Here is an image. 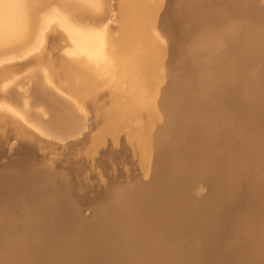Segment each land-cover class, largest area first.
Returning <instances> with one entry per match:
<instances>
[{"label":"bare ground","instance_id":"6f19581e","mask_svg":"<svg viewBox=\"0 0 264 264\" xmlns=\"http://www.w3.org/2000/svg\"><path fill=\"white\" fill-rule=\"evenodd\" d=\"M116 1H118V0H116ZM119 1H121V0H119ZM128 1H130L129 3H131V6L129 8L125 7L126 5L127 6L130 5L127 3ZM159 1H161L163 3V0H159ZM110 2L113 3L111 0H110ZM124 2H125V0L123 1V4H124ZM127 2H126V5H124V7L126 9L128 8V10H126V11H128L129 17L128 16L127 17L130 18V22H133L135 30L131 31L132 30L131 29L130 32H133V33H129L130 35H128V33L127 34L124 33V35L126 37L123 40H121L120 42H119V40L117 41L118 43H116V44H119V46L122 45V48L124 49V50H121L122 48L116 47L115 44L109 39L111 29H112V27L110 28L111 25L108 23L109 28L105 27V26H107L106 25L107 20L111 18L110 17L111 16L110 15L111 9H109V6L111 7V5H108L109 2H107V0H0V62L4 61V60H10V61L12 60V62H13V60H15L14 61L15 63L7 62V63H11L8 65L0 64V82H2L1 83L2 85L0 84V92H1L0 94L3 95L7 100L11 99L17 105V107L15 104H14L15 106H12L13 105L12 102L8 105L9 100L7 101L4 99L3 101H4V103H5V101L7 102V103H5V105L7 104L6 108L9 111H7L6 108L5 109L3 108L4 109L3 113L6 110V113H8V114L10 113L9 116L12 115L11 117H13V115H15V116L17 115L16 117L17 118L19 117L18 119L14 118L17 121L14 119L10 120L13 122H11L12 124L11 123H8V124L9 125L11 124L12 127L9 126L8 124H6L7 120L12 119V118L11 117L5 118L6 123H5V121H3V122L6 124V126L8 125L14 131V129H16L19 126L18 125L15 128V126H16L15 125L13 127L14 121H15V124H17L16 122H18V120H20L18 122L20 124V126L18 128H21L22 124L25 125V123H20V122L24 121L29 126L32 125V126H30L31 128L28 125H25V126H28L29 129H32V127H33V128H35V131L39 130L42 133V135H41V133H39V135H41L42 137L46 136L43 134H50L51 133V132H49L50 131L49 127H50V125H53L55 123H58V125H60L64 130H67V132H69V134H72L74 136L83 134L84 133L83 130H85V128H87L89 126L88 119L85 117L86 114H85L84 110L81 109L83 106L81 105L82 106L81 107L80 105H76L78 103L75 104L76 101H74V99L70 98L71 96H69L68 93H67V96L66 95L64 96V94H65L64 90L65 89L62 87L63 85H61V86L55 85V83H54L55 79H54V82H51L50 79H52V77L48 78V74L46 72H45L46 74L41 73L44 71H41L40 72L41 74L38 72L39 73V77L37 79L38 81L36 80L37 86L35 85L33 87V88H36L35 90L38 92L39 95H41V97L44 99L45 104L47 105V108L42 110L40 113L38 111H40L41 110L40 108H43V107H40L39 108L40 110L37 109L38 111L36 113L31 112V108H30L31 102L29 100L30 99L29 93L31 90V85L26 86V85H29L31 83L30 82L31 79L27 80L28 84H27V82H25L26 85L25 86L23 85L24 87H22L21 84H18L17 82L15 83V81H16L15 79H18L21 75H24V76L27 75L25 73L24 74L20 73L21 75L19 76V74H18L19 72L17 73L19 77L17 75H15L16 74L15 73V68H16L15 66L17 64L19 65L18 62H20L22 59L18 62H16V61L20 58L27 57V56L29 58L30 57L34 58V60H35V58H36V60H40V58L42 59V57L44 58L45 56L49 55V53L51 52V49L48 50V46H49V40L51 38L50 36H52L50 34L53 33L54 30L58 31V28L63 27V30L67 32V36L64 35V33L62 35V33H61L62 31L59 32V33H61L60 34V40H61V38L64 40V37H65L66 42L70 41L71 39L75 40L74 50L76 52L73 55H66V59H65L66 64L71 68L73 73H75V77L77 75L78 79H79V76L81 79V76L83 77V75H88L90 78H88L87 82H89L91 79V80H94L92 83L95 84V81H96V83H97L96 85H94V84H93L94 86L92 84L91 85L94 87V90L97 89L98 92H99V89H100V92H102V90H101L102 87L99 89H98V87L104 86V85L106 86V84H107L106 82L109 80L111 82L113 81L112 83L114 84L113 85L114 87L111 84H109V82H108L107 86L110 87V85H111L112 89L113 88L116 89L115 91L117 92V93L116 92L114 93L113 92L114 90H112L113 94L112 95L110 94V96H111L110 98H112L114 94H116V95L112 98L111 102H109V103L104 98L106 96V94H105V96L103 95V98H102V99H105L106 102L108 103L104 108L105 115H107L109 118H110L109 115H113V114L114 115L122 114V117H123V115H126V116H129L130 118L137 116L134 119H137L138 117L140 119L141 116H144V117H146L145 118L146 122H149L148 119H150V121H151L150 125L153 124L151 126V128L149 129V127H148L150 125L146 124L147 127L142 125L143 127L141 126L140 132H141V134L145 135L144 136L145 139L147 138L146 139L147 144L144 143V144L148 145V147L145 145L146 146L145 152H147L146 153L147 156L150 155L144 161H146V162L152 161V163H153L152 165L154 166L152 169L153 171L150 174H148V175L145 174L151 180H150V182H147L146 184L141 186L142 187L141 195H140L141 191H139V187H137L138 190H135V191H139V193L135 192V193L140 195L139 197L136 196L137 198L135 197V199H134V197L131 196V197H133L134 200H131V202L129 201V203H126L125 202V199H126L125 196L127 194H125V192L124 193L118 192L119 194H117V191H116V194H114V196H113L112 204L111 205L109 204L110 206L101 207V208H98V206H97V208L95 209V213L93 215L96 217L95 219H97L95 224L93 223L94 220L92 221L89 218L85 219V218L76 217V216H75L76 219L71 222L72 223L71 225L69 224L70 222L69 223L66 222L68 224L60 223L61 219H63V216L65 214H67L68 212L72 214V212L75 211L73 209V206H72L73 205L72 201H70V198H68V196H67L68 192H67V194H65L66 192L64 191L65 193H63V194H56V195L54 194L52 197H48L49 195L43 196L42 193L33 192V190H32L33 193L31 192L32 195H31V193L29 194V195H31L30 200L29 201L28 200L27 201L20 200L21 204H20V208H18V209H21V208L24 209V211H25V213H24L25 218L24 219H26V220L23 219V222H21L20 220L22 219V217H20L21 218L20 219L17 216V218L20 219L19 222H21V223H14V221L16 219L13 221V215L11 214V211H10L11 207L9 210H7L8 208H6V206L7 207L9 206L7 204H9L8 200H10V198H11V196H9L8 193H10V192L13 193L16 188L21 186V185L18 186L19 183H17V181L15 180V179H18L19 177H17V175H8V174L7 175L4 174V176L1 175V178H0V195H2V197L0 198V264H13V263H17V264H44L48 260H53V258L50 259L47 257L48 255L50 256V254H51V253H49V252H51L50 249L53 250L54 248L61 247V249L64 248L67 250L69 247H72L73 245L81 248L83 253L85 254V256L88 258V260L90 262L91 259H93V260L94 259L96 260V258L100 259L101 253L104 254L103 256H105L106 255L105 252L109 253L113 250L115 252L114 248L118 244L122 245V243H124V245H125V244H128V242H132V241L140 242V243H138V242H136V243L139 244V247L142 245L141 247L143 248V250H141V251H144L146 249L147 253H148V255L145 254L146 256L142 259L143 256L139 253L140 251L137 249L139 251L138 252L139 255H141V256L138 255L137 258L141 257V261H138L136 258V260L138 261V262L136 261V264H157V263L161 264L160 263L161 260L160 261L155 260V261H157V262H155L154 259L150 258V257H152V256H150L151 255L150 251H151V248L154 247V246L152 247V245H154L155 243L152 241L150 236H149V238L151 239V241L153 243L150 241H149V243H146V242H148V239H149V238L147 239V236L150 233L156 234L157 237H160L157 234H162V236L165 233L169 234L168 230H170L169 228L171 226L175 225L176 227H178L179 225L177 226V224L181 223V222H179V219L177 220V219L172 218V217H175L174 216L175 214H177V213L180 214V212H181L182 217L183 216L188 217L189 215L196 213L199 210H198V208L196 209L195 207L196 206L198 207V205L201 207V203L207 197L206 195L198 196V192L203 189L202 187H201L202 189L199 188V191H198V189L193 188L194 190L191 192L192 193L191 196H190L191 193H189V195H188V193L186 192L185 195L176 196V198L169 199V200H173L174 203L171 205H168L169 203H171V201L169 203H166V201L168 200V198H166V196L168 197V194H167L168 192L165 193L166 195L162 194L163 196L162 195L157 196L154 193L153 189L161 187V186L163 187L164 186L163 184H165L166 181H169L168 180L169 178H173V177L175 178L176 177L175 179H178V180L180 179L181 182L184 184V187H186L184 189H188V190H184V189H182V190L188 191V192H190L189 188H191L193 186V183L198 182V180L195 181V178L197 176L193 179L194 181L189 179L191 176L189 175L188 170H192V167L189 166V169H188V167H186L182 163V159L185 156L184 154L186 153L185 152L186 147L184 148V146L182 145L183 144L182 141L184 138L178 139L177 135L174 134L176 129L180 128V126L182 127V129L185 127L184 128L185 130L187 129L188 131L189 130L191 131L190 132L191 135L190 134H188L189 136L187 135L191 140H193L194 138H201V137H203V138L207 137L208 138V139H202L201 138V140L198 139V141L194 139L195 142L197 141V143H196L197 146H194L192 148V150H191L192 152L197 151V150H201L202 148L200 149L198 147H203L204 145H206L209 142V136L213 135L212 136L213 139L210 137L213 140L212 143H214L216 146L222 145L223 149L227 152V155H225V158L228 160L227 162L238 161V164H239V167H238V169L240 168L239 170L233 168L234 167L233 166L227 172L220 173V171L218 170L219 169L218 165H219L220 159L215 158V156H214L215 159L212 162V165H210V168L209 167L206 168L205 169L206 171L203 170V173L200 172L198 174L199 177H197V179L206 180L210 186H214V185H217L218 183H222L221 181L223 179L225 180V178H226L225 176H227V174H232V173L235 174V172L238 170V172H242V174L244 173V174L249 175L250 180H251V176H252V178L253 177L256 178V179L255 178L253 179L254 181L253 180L250 181L251 183H249V184H247L248 183L247 181H245L247 183H245V182L244 183L246 184L249 192L254 191L258 197L253 195L256 198L253 199L249 196L250 198H248L246 200H240V198L238 199L237 196L234 198L235 192L237 191L238 188L240 189L241 184L239 186L238 184H235V179H230V181L232 182L231 185H234V186H231L228 183V186L229 185L230 186L228 188L226 187V189L223 188L225 190V191H223V193H221L220 195L218 193L219 196H216V197L213 196L212 206H210V207H212V209L207 211L206 213H202L204 210L201 212L202 209H200V212L202 214H200V216H198L199 218L196 217L197 220L196 219L195 220L198 223L201 220L203 221L206 217H208L207 214L210 212H212V213L216 212L217 216L214 217V219L212 221L210 220V222L206 225H205V223H207V222H205V223L203 222L205 226L204 227L200 226V227H202L201 229L199 228L200 230L194 229L191 231L190 236L194 239V245L191 246V244H190L188 247V246H186L187 244H185V242H184L185 246H183V247L180 246V248H178V250H176L177 251L176 253H178V255L183 253L184 251H188L187 253H190V255L186 254L184 252L183 255L186 254L187 257H185L183 259H179V260L178 259L174 260V264H192V263L193 264H234L235 263L234 262V256H231V255H230L231 257L224 256V255H226V253L228 251H226V253L223 254L222 249H221V245H222V243H224L223 241L225 239L227 240V237H229V236H233L232 238H235L237 240L235 243H231V244L238 245L237 244V242H238L239 245L240 244L242 245V248H243V246L246 248L245 250H247V248L249 250L251 249L250 251L252 253H253L252 250H254V252H255V250L263 252V250H262L263 248L261 250H259V249L262 247V245L264 246V156L260 153V152H263V150H264V0H220V1H217V0L216 1L215 0H183V5H180L181 6L180 9H178V13H177L178 19L171 22V23L170 22H168V23H170V25L173 27L179 26L180 24L181 25L184 24L185 25L184 29H182L179 32L175 31V33H173V35L172 34L169 35L171 37L167 40H166V38H164L163 35H161L162 31L161 32L159 31L160 32L159 33L158 30L153 29L152 24L155 23L154 26H156L157 25L156 22H153L154 20H152L149 23L150 20L148 19V16H150L151 14H153V17H154V13H152V12L159 11L158 10V9H160V8H158L159 2H157L155 0H127ZM217 2L220 3V7L213 8V5ZM172 3H174V2H172ZM157 4H158V6H157ZM117 5H119V4H117ZM176 5H177V3L174 6H176ZM172 6L170 8L173 9L174 7H172ZM120 7H119L120 12L121 11L123 12L124 9L121 10ZM156 7H157V9H156ZM162 7L163 6H161V10H163ZM178 8H179V6H178ZM172 12H173V10H172ZM174 12H175V10H174ZM120 14L118 13L119 16H121ZM118 15H117V17H119ZM125 15H127V13ZM125 15L123 13V15H122L123 18ZM112 16H114V15H112ZM151 16H150V18H151ZM154 18H152V19H154ZM162 18L164 19V16ZM162 18H161V20H162ZM167 18H169V16ZM170 18H172V17H170ZM157 19H159V18H157ZM157 19L155 18V20H157ZM53 20H56V22L51 23ZM165 21L167 22V20H165ZM171 21H172V19H171ZM118 22H119V20H118ZM122 22L119 24H122ZM126 22H128V21H126ZM158 23H160V21ZM168 23H167V25H168ZM128 24L130 25V23H128ZM102 25H104L105 28L101 30L99 27ZM131 25H132V23H131ZM124 26H123V28H124ZM120 28L122 29V27H120ZM154 28L157 29V27H154ZM158 28H160V27H158ZM127 29H128V27H127ZM57 31H55L54 33H56ZM59 31H60V29H59ZM127 31H129V29ZM127 31H123V32H127ZM177 31H178V28H177ZM120 33H122V32H120ZM165 34H167V33H165ZM104 35H105L106 42L101 41V37H103ZM56 36H57V34H56ZM123 37H120V38H123ZM110 41H111V43H110ZM57 45L59 47V44H57ZM112 45L115 48H118L119 50H121V52H125V53H123L124 55L120 54V57H119V54L116 53V55L118 54L119 58L118 57L113 58V56H115V55H112V57H110L109 53H111V50L113 49L111 47ZM53 49L55 51V49L57 50L58 48L56 46V48L54 47V48H52V50ZM118 49H116V50H118ZM101 50H104V53L107 55L105 57H102V59H98V61H97V59H94L93 57H90L89 55H83L80 53V52H85V53H88L91 55V53L95 54L97 51H101ZM173 51H178L177 55H181V57L183 55H185V57H187V59L182 57V58H184V62L182 61L181 65L179 63L172 64L170 62V60L172 59L171 57H172ZM59 53L57 55H59ZM111 54H113V53H111ZM52 55H55V54H52ZM101 55H102V53H101ZM142 56L143 57L148 56V57H150L149 58L150 60L145 62L146 59L144 60V58H145L144 57L143 58L144 63L141 64L143 61H141L139 63V60L142 59L141 58ZM174 56L176 57V53ZM61 58H63V57H61ZM116 58H118V59H116ZM120 59L123 62V67H124L123 70L125 71V73L126 74L129 73L131 75V78L133 79V81H135V83H134L135 88L131 85L134 89H132L131 86H128L126 88H124V86H123V88H124L123 90L122 89L120 90V88H119V86H121V84H123V83H120L117 80V78H118V76H120L119 73H120L122 68L120 67L118 69H113V67H114V63L115 64L119 63ZM31 60H33V59H31ZM44 60L45 59H42L43 63H44ZM47 60H48V58H47ZM52 60H55V59H52ZM24 61H25V59H24ZM49 61H51V60H48V62ZM94 62H97L98 65H94L93 64ZM188 62L194 63V65H193L194 67L192 69H190L191 67L190 68L187 67ZM52 63H53V61L51 62V67H53ZM24 64H25V62H24ZM28 64H29V62H28ZM45 64H46V61H45ZM59 64L57 61V65H59ZM20 65H21V62H20ZM57 65H56V68H57ZM121 65H122V63H121ZM165 66H167V68L169 66L168 71L165 70L166 75L165 74L163 75V76H165L164 77L165 79L159 80V76L157 79V75H156L157 72L160 73L161 70L165 69ZM13 67H15V68L13 69ZM26 67H27V64H26ZM28 67H30V66L28 65ZM59 67H58V69H59ZM22 68H24V67H22ZM22 68H20L21 71H23V72H25V70L28 71L27 69L22 70ZM53 68H55V67H53ZM161 68H163V69H161ZM184 68L185 69L188 68L186 71H189V72L185 76H182V78H181V75H182ZM28 69L33 70L35 68L32 67V68H28ZM43 69H45V68H43ZM58 69H55L54 71H57ZM157 69L158 70L160 69V70L158 71ZM31 70H30V72H31ZM39 70H41V69H39ZM143 70H145V73H146L144 76H142L144 78L143 80H147L149 82L150 80H152L156 77V79L158 81L156 79H154V80H156V84L154 86L152 85V84H154L152 82L153 81L152 80V81H150V84L146 82L147 86L137 87L138 82H136V81H138L139 77L141 76L140 74H141V72H143ZM45 71H47V70H45ZM35 72H34V74H35ZM27 73H28V75H30L29 72H27ZM53 73L55 74L58 72H53ZM65 74H66V72H65ZM57 75H59V74H57ZM160 75H162V74H160ZM13 76H15V77L17 76V78L13 79L14 78ZM53 76L55 77V75H53ZM132 76L133 77L135 76L134 78H137L138 76L139 77L137 79H134ZM163 76H162V78H163ZM11 78L13 79V81H10ZM131 78L129 77L130 80H131ZM21 79H22V77H21ZM23 79H26V77H23ZM67 79H68V77H67ZM67 79H65V80H67ZM8 81L10 83L9 84L10 87L8 86V83H7ZM59 81H60V79H59ZM59 81H57V82L59 83ZM77 81H79V83L82 82L80 80H77ZM142 81H140V82H142ZM151 82H152V84H151ZM11 83H12V85H13V83H15V84L11 87ZM65 84H67V83H65ZM102 84H104V85H102ZM139 84H141V83H139ZM73 85L77 86L79 84L74 83ZM82 85H84V84H82ZM91 85L90 86L88 85L87 88H89V87L93 88ZM150 85H152L153 87ZM205 85H207V87ZM105 86H104V88H105ZM203 86H205L206 89H203V88H205ZM129 87H131V89H129ZM136 87L140 88V89H136ZM104 88H102V89H104ZM62 90H63V92H62ZM87 90H89V89H87ZM82 92L83 91H81V93ZM92 92L93 91H91V93ZM103 92H105V91H103ZM118 93H121V95H123V96L125 93V99L121 98V97H123L121 95L119 97V95H117ZM88 94H89V92H88ZM82 95L84 97V93H82ZM90 95H92V94H90ZM90 95H88V98ZM94 99H96V98H94ZM101 101L103 102V100H101ZM102 102H101V104H104V102L103 103ZM1 103H2V101H0V105H1ZM4 103H2V104L4 105ZM97 103L100 106L98 101L96 102V104ZM93 104L95 105V102ZM75 105L80 106V107L76 108ZM127 105H129L131 107L126 109L125 106H127ZM32 107H35V106L32 105ZM95 107H96V105H95ZM0 108H1V106H0ZM87 109H88V107L86 108V110ZM154 109L156 110V112L160 113L158 118L160 117V115H162V118L161 117L159 118L160 120L158 121V123H157V119H156L157 125L152 120L154 115H155L152 112V110H154ZM0 110H1L0 112L2 113V109H0ZM97 110H100V109L97 108ZM46 111L49 112V114L47 113L48 115L46 114ZM101 111H102V109L100 110V112ZM222 111H224V112H222ZM6 113H4L5 115L4 114L3 115L5 117L6 116L8 117V114L6 115ZM91 113H93V112H91ZM101 113H99V114H101ZM51 114H53V115H51ZM95 114H97V111L95 112ZM3 115H2V117H3ZM108 117H105V119ZM115 117L117 118V116H115ZM130 118H129V120H130L129 123L131 125V119ZM195 118H197L196 121L193 120ZM2 119L4 120V117ZM134 119H132V120H134ZM190 119H192L195 122H192ZM116 120H115V122H116ZM141 120H139V122ZM187 120H188V122L190 121L191 124H193L192 127H190V125L188 127V125L185 124ZM105 121L103 122V124L105 123ZM120 121H121V119H120ZM3 122L1 121L2 124H3ZM48 122H50L49 123L50 125H48ZM183 122H184V124L181 125ZM133 123H134V121H133ZM141 123L143 124L142 121H141ZM141 123H140V125H141ZM179 123H181V124H179ZM246 123H250L249 129L245 131V132H247L246 133L247 135L245 134V132H241L242 135H239L238 134L239 133L238 132L239 127L246 124ZM42 124H44V125L42 126ZM113 124H115V123H113ZM107 125H109V124H107ZM110 125H112V124H110ZM196 125H198L199 128ZM219 125H222V127H220ZM0 126H1L0 130H2V131L6 127L5 125H4L5 127L2 125H0ZM25 126H22V128L24 127L23 129H25ZM194 127L197 129H195ZM18 128L15 131H18V133H19L20 130H18ZM188 128H190V129H188ZM191 128H193V129H191ZM7 129L8 128H6V130ZM116 129H117V127H116ZM134 129L139 130V128L137 129V127ZM33 130L34 129H32V131ZM35 131H33V132H35ZM130 131H131V129H130ZM144 131H146L147 133ZM4 132H6V131L4 130L2 133H4ZM116 132H117V130H116ZM124 132L125 131H123V134H124ZM2 133H0V135ZM26 133L28 134L27 131H26ZM108 133H110V132H108ZM133 133L135 134V131ZM24 134H25V132H24ZM120 134L123 135L121 132H120ZM126 134H128V133H126ZM130 134H132V131ZM184 134H185L184 135L185 138H188V137H186L187 131ZM236 134L238 136L235 137ZM25 136H26V134H25ZM53 136L56 138V135H53ZM137 136L139 137V135H137ZM184 136H181V138ZM61 137H62V135H61ZM117 137L118 136H116V138ZM175 137L178 139V141L181 142V143L179 142L181 145L178 143L177 146L176 145L171 146L170 143H171V141H174ZM192 137H194V138L192 139ZM7 138H8V136H7ZM24 138H28V136L24 137ZM49 138H50V135H49ZM58 138H60V137H58ZM130 138L131 137H129V139H128V136H127L128 141L125 140L126 141L125 143L130 142V140H131ZM132 138H133V136H132ZM247 138H249V139H247ZM123 139H126V138H123ZM135 139H137V138H135ZM0 140H2V139H0ZM4 140H6V139H4ZM115 140H118V139H115ZM135 141L136 140H134V144L136 142H139V144L143 143L142 139L140 140L142 143H140V141H138V140L136 142ZM185 141L186 140L184 139V142ZM194 141H192V142L195 143ZM119 142L120 141L118 140V143ZM131 142H132V140H131ZM192 142H191V144H193ZM129 144H131V145L129 146ZM129 144H124V145H126V146L128 145V148L132 147V149L134 151L131 152V149H130V153L134 154V152H135L134 147H136V144L134 145L133 142L129 143ZM132 144H133V146H132ZM179 145L182 148L178 147ZM52 146H53V144H52ZM191 146H193V145H191ZM222 146H220V149L222 148ZM138 147H141V146H138ZM173 147H175V148H173ZM196 148H198V149H196ZM0 150L3 151L2 149H0ZM124 150L125 149L123 148L122 149L123 154H124ZM127 150L128 149L126 148V151ZM138 150L136 149V152ZM140 150H142V148ZM144 150H145V148H144ZM200 152L197 151L198 154ZM238 152L243 153V155L240 154V155H242V157L238 158L240 155L237 157V155L239 154ZM148 153H150V154H148ZM203 153L204 152L200 153V155L198 157L202 158L205 155V153L204 154ZM259 153H260V156H262V157L257 156ZM128 154H129V152H128ZM206 154H210L211 156L213 155L212 152H208ZM123 157H122V159L125 158V157L124 158ZM130 157L131 156H129V159H130ZM133 157H134V155H133ZM198 157H197V159H198ZM257 157H260V158H257ZM149 158L151 159V161ZM134 159H135V157H134ZM194 159L195 158H191V160H194ZM43 160H45V159H43ZM67 161L68 160H66V162ZM202 161L203 160L201 159L198 162L201 164V163H203ZM193 163H195V162H193ZM196 163H197V161H196ZM196 163L194 164L195 166L192 164L194 166L193 168H195L197 165H199L198 163L197 164ZM224 163L225 162H223V166H224ZM68 165H70V164H68ZM74 165L77 167L78 164H74ZM230 165L231 164H229V166ZM72 167H73V165H72ZM78 167H79V165H78ZM221 167H220V169H221ZM250 167H252V168L254 167V169L251 170ZM165 168H169V169H167L169 171V175H163V173H161V171H164L163 169H165ZM57 169H58V167H57ZM107 169H109V168H107ZM80 170H82V169H80ZM80 170H78V171H80ZM223 171H225V170H223ZM14 173H16V172H14ZM165 173H166V171H165ZM19 175H21V173ZM75 176H77V175H75ZM95 176H94V178H95ZM188 176H190V177L188 178ZM24 177H26V176H24ZM38 177H40V176H38ZM228 177H229V175H228ZM142 178H143V176H142ZM146 178L147 177H145V179ZM229 178H231V177H229ZM133 179H134V177H133ZM248 179L249 178H247V180ZM22 180L27 181V178L26 179L24 178ZM92 180H93V178H92ZM236 180L238 181V179H236ZM135 181H136V179H135ZM226 181H228V179H226ZM20 182H22V181H20ZM81 182L82 181H80L79 183H81ZM87 182H88V180H87ZM181 182L179 184H181ZM238 182H236V183H238ZM27 183L28 182H26L25 187H27ZM84 183H85V180H84ZM208 183H206V184H208ZM244 183H243V186H245ZM23 184H25V182H23ZM136 184H137V182H136ZM200 184H198V185L200 186ZM49 185H51V184H49ZM59 185H61V184H59ZM224 185H225V183H224ZM77 186L78 185H76V187ZM133 186L134 185H132L131 187L128 186L129 187L128 192L131 191L130 188H135V186L134 187ZM136 186H138V185H136ZM60 187H62V186H60ZM60 187H58V188H60ZM81 187L82 186L80 185V188ZM88 188H89V186H88ZM180 188H181V186H180ZM18 190H21V189L19 188ZM50 190H53V188ZM219 190H221V189H219ZM6 191H8V193H6ZM56 191H58V190L56 189ZM60 191H61V189H60ZM79 191H80V189H79ZM244 191H246V190H244ZM25 192H26V190H25ZM29 192H30V190H29ZM165 192H166V190H165ZM169 192L172 193L171 191H169ZM241 192H242V190H241ZM50 193H52V192H50ZM251 193L252 192H250V194ZM14 194H15V192H14ZM17 194L18 193H16V195ZM46 194L47 193H45L44 195H46ZM129 194L130 193H128V195ZM177 194H179V193H177ZM187 195L190 196L189 200H190V198H192V196H193V199L194 198L195 199L194 200L191 199V200H193L191 202V201L187 200ZM21 197H22V195H21ZM128 197H130V195ZM162 197L166 198V200L163 199ZM25 199H26V196H25ZM27 199H29V197ZM129 200H130V198H129ZM163 200H165V201H163ZM15 201H16V199H15ZM222 201H224V202H222ZM225 201H228V204L226 203V206H222L223 204H221V203H225ZM105 204H103V205H105ZM204 204L206 205V203H204ZM245 204L248 205V207H247L248 209L246 208ZM243 205L245 206L244 210H246L244 212L242 210L243 208H241V209L239 208V207H242ZM204 206H202V207H204ZM12 207H15V206L13 205ZM238 208H239V211H237ZM75 209H77V208L75 207ZM241 210H242V212H240ZM76 213H74V215ZM22 215H23V213H22ZM74 215H72V217ZM197 215H199V214H196V216ZM227 217H231L230 221H229L231 223V224H229L230 227L227 223V225L229 227L228 230L225 228V227H227V225L226 226L224 225L225 224L224 222H226L225 219ZM208 218H206V219L209 221ZM172 219H173V222H172ZM183 219H184V217H183ZM189 219L190 218L188 217V221H189ZM69 220H71V219H69ZM72 220H73V218H72ZM175 220H177L179 223L174 222ZM46 221L54 223L55 228L53 229L50 226L51 231L49 230L47 232H44L43 230L39 231L38 229H36V228H39L38 225L40 223L46 222ZM97 221H98V223H97ZM49 222H47V223H49ZM190 222H191V220H190ZM255 222H257L256 223L257 227L253 226L255 224ZM106 223L110 224L109 225L110 226V232L108 233V230L107 231L105 230L107 233L103 232V235H101L102 232H100L101 236L95 235L94 234L95 232H93V231L100 230V229H98V227H100V225H101V227H102V225L106 227V225H105ZM251 224H253V225H251ZM249 225L253 226V228L256 230L252 229V231H254V233L253 234L250 233L248 235V233L246 234L245 232H242L241 229H244L243 227L245 226V229L251 230L249 227L246 228ZM25 227H27L31 230V234L27 233V235H26L25 232L27 230L23 231L24 233H21L22 229ZM52 227H54V226L52 225ZM178 229H179V227H178ZM260 230H261V232L263 231L262 235L258 234V232ZM58 231H60V233ZM247 231L248 230H246V232ZM28 232H30V231L28 230ZM56 232L59 236L62 233L61 234L62 237L57 241H54L52 239L50 240L49 237L54 233L56 234ZM87 232H91L93 234L92 235H85L84 233H87ZM121 232H124V233H122V235H120L119 233H121ZM172 232H174V230ZM172 232H170V233L172 234ZM98 233H99V231H98ZM177 233H178V231H177ZM177 233L176 234L174 233L175 236L177 235ZM76 234H79V235L76 236ZM88 234H90V233H88ZM83 235L85 237H83ZM167 236L165 235L164 239ZM153 237H155V236H153ZM157 237H155V238H157ZM167 238H169V237H167ZM146 239H147V241H146ZM153 240H155V242H158L159 245L162 244L161 243L162 239H159V240L153 239ZM166 240H168V239H165L164 242H166ZM169 240H170V238H169ZM169 240L167 242L168 247H170L168 245V244H170ZM229 240H230V238H229ZM158 244L156 246H158ZM226 244L224 243V245H226ZM229 244H230V242H229ZM180 245H183V243ZM231 246L233 248V245H231ZM130 247L133 248V246L129 245V251L131 252L133 249L130 250ZM141 247H140V249H141ZM158 247H160V246H158ZM162 247H160V249H162ZM227 247H228V245L225 246V248H227ZM81 249H79V251ZM172 249L173 248H170V249L168 248L169 251H171ZM235 249H236V247H235ZM71 250L72 249H70L69 251H71ZM73 250H74V248H73ZM153 250L154 249H152V251ZM237 250H240V249H238V247H237ZM245 250H244V253H245ZM63 251H65V250H63ZM69 251H66V252H69ZM82 251H80L79 253H81ZM238 252H240V251H238ZM251 252H246V255L248 256V254ZM38 253H42V254L45 253L44 254L45 256H43L41 254L42 258L41 257L36 258V255H38ZM61 253L59 254V256L61 258L59 257L60 259L58 258L56 261V262H58V264H59V262L64 261L68 256L67 255L66 258L64 259V254L62 253V255H61ZM74 253H76V250ZM135 253H137V252H135ZM143 253H145V252H143ZM154 253H155V251H154ZM241 253L243 255V252H241ZM258 253H260V252H258ZM65 254H67V253H65ZM152 254H153V252H152ZM170 254H172V253L170 252ZM173 254H174V252H173ZM229 254L227 253V255H229ZM71 255H73V254H71ZM71 255L69 254V257ZM88 255H92V256L88 257ZM124 255L126 256V254H124ZM178 255H176L177 257H174V258H178ZM188 255L191 257H189ZM39 256H40V254H39ZM77 256L79 257V255H77ZM81 256L84 257L83 255H81ZM107 256H108V254H107ZM118 256H119V254H118ZM256 256H257V253L255 254V257ZM188 257H189V259L192 258L191 259L192 261L189 260ZM255 257L251 256V261L256 260ZM263 257H264V255H263ZM56 258H57V256H56ZM56 258H54V259L56 260ZM153 258H154V254H153ZM237 258H239L238 260L242 259L238 256H237ZM252 258H254V259H252ZM257 258H258V256H257ZM112 259L110 261H112ZM117 259H116V261H117ZM187 259L189 261H187ZM258 260L260 261V257L258 258ZM92 261H91V263H92ZM168 261H169V259H168ZM245 261H246V259L244 260L243 264L244 263L246 264ZM251 261L249 263L253 264V263H251ZM78 262L80 264V260H78ZM88 263L85 262V264H88ZM263 263H261V264H263ZM92 264H94V263H92ZM169 264H173V263L171 262Z\"/></svg>","mask_w":264,"mask_h":264},{"label":"rangeland","instance_id":"374dc122","mask_svg":"<svg viewBox=\"0 0 264 264\" xmlns=\"http://www.w3.org/2000/svg\"><path fill=\"white\" fill-rule=\"evenodd\" d=\"M113 3H111L110 2V0H107V2H109L108 3V5H111V7L109 6V9H111L110 10V19H108L107 20V22H106V25L107 26H105V27H108L109 26V24L111 25L110 26V28L112 27V29H111V33H110V36H109V39L115 44V46L116 47H118V48H122V45H120L119 46V44H116V43H118L117 41L119 40V42L121 41V40H123L126 36L124 35V33L125 34H127L128 33V35H130L129 33H133V32H130V30L131 31H134L135 30V27H134V25H133V22H130V18H128L129 17V13H128V11H126V10H128V8L131 6V3H129L130 1H128L127 2V0H125V2H124V4H123V1L124 0H121V1H116V0H111ZM155 1H157V2H159L158 4H159V6H158V4H157V6H158V8H160V9H158L159 11H156V12H152V13H154V17L157 19V18H159V19H157V20H155V18L153 17V14H151L150 16H151V18H150V16H148V19L150 20H148L149 21V23L152 21V20H154L153 22H156V24L158 25H156V26H154L155 25V23H153L152 24V26H153V29L154 30H158V32L160 31H162L161 32V35H163L164 36V38H166V40L167 39H169L171 36H169V35H173V33H175V31L176 32H179V31H181L182 29H184V24H180L179 26H176L177 28H178V31H177V28L176 27H173V26H171L170 25V23L171 22H173V21H175V20H177L178 19V15H177V13H178V9H180V5H183V0H163V3L161 2V1H159V0H155ZM166 1V2H165ZM171 1V2H170ZM176 1V2H175ZM216 1V0H215ZM217 1H220V0H217ZM126 2L128 3V4H130V5H126ZM162 4H161V3ZM172 2H174V3H172ZM115 3V4H114ZM177 3V5L176 6H174L175 4ZM117 4H121L120 6L119 5H117ZM167 4V5H166ZM171 4V5H170ZM124 5H126L125 7H128L127 9L124 7ZM173 5V6H172ZM121 8V10L122 9H124L123 10V12L121 11L120 12V10H119V7ZM161 6H163L162 7V9L163 10H161ZM174 7L173 9L172 8H170V7ZM178 6H179V8H178ZM217 7H220V3L219 2H217V3H215L214 5H213V8H217ZM166 8V9H165ZM176 8V9H175ZM117 9V10H116ZM156 9H157V7H156ZM170 9V10H169ZM161 10V11H160ZM167 10V11H166ZM172 10H173V12H172ZM174 10H175V12H174ZM119 11V12H118ZM125 11V12H124ZM116 12V13H115ZM158 12V13H157ZM168 12V13H167ZM170 12V13H169ZM118 13L122 16L123 15V13H124V15L127 13V15H125L124 16V18H123V16L121 17V16H119L118 15ZM156 13V14H155ZM166 14V15H165ZM112 15H114V16H112ZM116 15V16H115ZM117 15L119 16V17H117ZM158 15V16H157ZM169 16V18H167L168 16ZM128 16V17H127ZM164 16V19L162 18ZM175 16V17H174ZM114 17V18H113ZM127 19H126V18ZM170 17H172V18H170ZM152 18H154V19H152ZM161 18H162V20H161ZM122 19V20H121ZM125 19V20H124ZM171 19H172V21H171ZM118 20H119V22H118ZM124 20V21H123ZM165 20H167V22L165 21ZM123 21V22H122ZM126 21H128V22H126ZM160 21V23H158ZM56 22V20H53L51 23H55ZM122 22V24H119V23H121ZM168 22H170V23H168ZM109 23V24H108ZM124 23V24H123ZM128 23H130V25L128 24ZM131 23H132V25H131ZM167 23H168V25H167ZM118 24V25H117ZM128 24V25H127ZM126 27H125V26ZM164 25V26H163ZM114 26V27H113ZM123 26H124V28H123ZM104 27V25H102V26H100L99 28L102 30V29H104L105 28ZM120 27H122V29L120 28ZM127 27H128V29H129V31H127L128 29H127ZM133 27V28H132ZM154 27H157V29L156 28H154ZM158 27H160V28H158ZM162 27V28H161ZM169 27V28H168ZM171 27V28H170ZM109 28V27H108ZM126 28V29H125ZM168 28V29H167ZM59 29H60V31H59ZM161 29V30H160ZM120 30V31H119ZM172 30V31H171ZM55 31H57V30H54V32ZM62 31V32H61ZM123 31H127V32H123ZM51 33L50 35H52V36H50L51 38H50V40H49V46H48V50L49 49H51V52L49 53V55H47V56H45L44 58L42 57V59H45L44 60V63H43V61H42V59L40 58V60H36V58H35V60H34V58H32V57H30L31 59H33V60H31L28 56L27 57H23V58H20V59H18L16 62H18V61H20L21 59V65H20V62H18L19 63V65L17 64L15 67H13V69L15 68V75H17L18 76V74H19V76L21 75L20 73H22V74H27L28 75V73L27 72H29V74L30 75H21L18 79H15V78H17V76L15 77V76H13L14 78L13 79H15L14 81H15V83L17 82L18 84H21V86L22 87H24L25 85H26V83L25 82H27V84H28V81L27 80H30L31 79V83L29 84V85H26V86H30L31 85V90H30V95H29V97H30V108H31V112H33V113H36L38 110H40V111H38L39 113L42 111V110H44V109H46L47 108V105L45 104V102H44V99L41 97V95H39L38 94V92L35 90L36 88H33L35 85L37 86V79H38V77H39V73L41 72V71H44V72H41V73H47L48 74V78H51L52 77V79H50L51 80V82H54V79H55V85H63L62 87L65 89H63L65 92V94H64V96L66 95L67 96V93H68V95L69 96H71L70 98H72V99H74V101H76L75 102V104L76 103H78V104H76V105H82L81 107V109H83L84 110V112H85V117L88 119V123H89V126L87 127V128H85V130H83V134H81V135H72V134H69V132H67V130H64L60 125H58V123H55V124H53V125H50L49 123L50 122H48V125H50V131L49 132H51L50 134H43V135H46L45 137H42L41 135H42V133L39 131H35V128H33L32 127V129H34L33 131H35V132H33L32 131V129H29V127L30 126H32V125H28L26 122H24V121H22V122H20V123H25V125H28V126H25L24 124H22L21 125V128H18L19 126H20V124L18 123L20 120H18V122H16L17 124H15V121H14V123H13V127L15 126V128L17 127L18 128V130H20V132L18 133V131H15L16 129H14V131L11 129V122H13V121H10V120H13L14 118H17L15 115H13V117H11V116H9V114L8 113H6V110L7 111H9L6 107V105H5V103H7L6 101H5V103H4V99L5 100H7L3 95H1L0 94V101H2V103H4V105L1 103V108L0 109H2V113L0 112V120L4 117V120L2 119L1 121L3 122V121H5V123H6V120H5V118H9V117H11L12 119H8L7 120V123L6 124H8V123H11L9 126H11V127H9L8 125L6 126V124L3 122V124L1 123V121H0V125H2V126H4L5 127V129H3V131L5 130L6 132H4V133H2L3 131L2 130H0V133H2L1 135H0V139H2V140H0V149H2L3 151H1L0 153V178H1V175L2 176H4V174H8V175H17V177H19L18 179H15L16 181H17V183H19L18 184V186L19 185H21V186H19L18 188H16L15 190H14V192H15V194H14V192L13 193H8V191H6V193H8L9 194V196H11V198H10V200H8V202H9V204H7V205H9L8 207L6 206V208H8L7 210H9L10 209V207H11V209H10V211H11V214L13 215V221H14V223H21V222H23V219L25 218V211H24V209L23 208H21V209H18V208H20V200H23V201H29L30 200V198H31V195H32V193L33 192H39V193H42V195L43 196H47V195H49L48 197H52L54 194L56 195V194H63V193H65V194H67V192H68V194H67V196H68V198H70V201H72V206H73V209L77 212H72V214L71 213H67V214H65L64 216H63V219H61V221H60V223H62V224H68L69 222V224L71 225L72 223V221H74L75 219H76V217H82V218H89L90 220H94L93 221V223L95 224V222H96V220L97 219H95L96 217L95 216H93L94 215V213H95V209L97 208V206H98V208H101V207H108V206H110L111 204H112V201H113V196H114V194H116V191H117V194H119L118 192H120V193H124L125 192V194H127L128 195V193H130L129 195H130V197H128L127 195L125 196L126 197V199L128 200H126L125 199V202L126 203H129V201L131 202V200H134L135 199V197L136 196H140L141 195V193H142V187L141 186H143L144 184H146L147 182H150V180L151 179H149L148 178V174H150L153 170V163H152V161H151V159H150V161L151 162H146V161H144V160H146L147 158H148V156H150V155H148L147 156V152H145L146 151V146L148 147V145H146L147 143V138L145 139V135H143V134H141V132H140V128H141V126L143 125V126H145V127H147V125H150V119H148L149 120V122H146V120H145V118L146 117H144V116H141L140 117V119H139V117L137 118V119H134V118H136V117H129V116H126V115H123V117H122V114H120V115H109L110 116V118L107 116V115H105V112H104V108H105V106L109 103V102H111V100H112V98L116 95V94H114L113 95V97L112 98H110L111 96H110V94L112 95L113 94V92L115 93L116 91V89H112V86L114 85L110 80L109 81H107L106 83L108 84V82H109V84H111L110 85V87L109 86H107V84H106V86L104 85V84H102V85H104L105 86V88H104V86H100V87H98V89L99 88H104V89H102L101 88V90H102V92H100V89H99V92L97 91V89H95L94 90V85H96L97 83H96V81H95V84L94 83H92L94 80H91L90 79V81L89 82H87L88 81V78H90L88 75H83V77L81 76V79H80V76H79V79H78V76L76 75V77H75V73H73V71L71 70V68L66 64V62H65V59H66V55H73L76 51L74 50V42H75V40H73V39H71L70 41H67L66 42V40H65V37H64V40L61 38V40H60V34L62 33V35H63V33H64V35H66L67 36V32L66 31H64L63 30V27H60V28H58V31L56 32V33ZM59 32H61V33H59ZM119 32V33H118ZM120 32H122V33H120ZM159 32V33H160ZM165 33H167V34H165ZM55 34V35H54ZM56 34H57V36H56ZM120 34V35H119ZM119 36V37H118ZM124 36V37H123ZM162 36V37H163ZM166 36V37H165ZM55 37V38H54ZM118 39H117V38ZM120 37H123V38H120ZM57 38V39H56ZM113 38V39H112ZM115 38V39H114ZM54 39V40H53ZM67 39V38H66ZM53 40V41H52ZM57 40V41H56ZM60 40V41H59ZM101 41H105L106 42V40H105V35L103 36V37H101ZM111 41H110V43H111ZM60 42V43H59ZM54 43V44H53ZM56 43V44H55ZM112 43V44H113ZM57 44H59V47H58V45ZM52 45V46H51ZM109 45V44H108ZM111 45V44H110ZM56 46H57V48L59 49H55V51H54V49L52 50V48H56ZM62 46V47H61ZM51 47V48H50ZM110 47V46H109ZM113 49H112V48ZM110 48L112 49L111 50V53H113V54H111V53H109L110 55V57H112V55H115V56H113V58H115V57H118V54H119V57H120V54H122V55H124L123 53H125V52H121V50H124L123 48L121 49V50H119L118 48H115L113 45L111 46ZM115 48V49H114ZM116 49H118V50H116ZM61 50V51H60ZM174 50V49H173ZM53 51V52H52ZM117 51V52H116ZM49 52V51H48ZM60 52V53H59ZM110 52V51H109ZM177 52L178 51H173L172 52V59L170 60V62L172 63V64H175V63H179L180 65H181V63H182V61L184 62V58H186L187 59V57H185V55H183L182 57H184V58H182L181 57V55H177ZM59 53V55H57ZM62 53V54H61ZM81 54H83V55H89L90 57H93L94 59H97V61H98V59H102V57H105L107 54H105L104 53V50H101V51H97L95 54H93V53H91V55L90 54H88V53H85V52H80ZM98 53V54H97ZM101 53H102V55H101ZM116 53H118L117 55H116ZM175 53H176V57L174 56L175 55ZM52 54H55V55H52ZM65 54V55H64ZM97 54V55H96ZM101 56H100V55ZM61 55V56H60ZM65 57H64V56ZM53 56V57H52ZM57 56V57H56ZM61 57H63V58H61ZM118 57V58H119ZM145 57V58H144ZM142 56L141 58L142 59H140L139 60V63L141 62V61H143L141 64H143L144 63V60H145V62L146 61H148V60H150L149 58L150 57H148V56ZM179 57V58H178ZM27 58V59H26ZM30 60H29V59ZM47 58H48V60H51V61H49L48 62V60H47ZM57 58V59H56ZM118 58H116V59H118ZM143 58H144V60H143ZM181 58V59H180ZM24 59H25V61H24ZM52 59H55V60H52ZM177 59V60H176ZM180 59V60H179ZM29 62V64H28V62ZM176 60V61H175ZM15 60H13V62H12V60L10 61V60H4V61H1L0 62V64H4V65H8V64H11V63H15L14 62ZM35 61V62H34ZM45 61H46V64H45ZM53 61V63H52V65H53V67H55V68H53V67H51V62ZM57 61H58V64L59 65H57ZM175 61V62H174ZM7 62H11V63H7ZM24 62H25V64H24ZM42 64H41V63ZM122 63V65H121V63ZM34 63V64H33ZM65 63V64H64ZM26 64H27V67H26ZM31 64V65H30ZM48 64V65H47ZM94 65H98V63L97 62H94L93 63ZM178 64V65H179ZM28 65L30 66V67H28ZM56 65H57V68H56ZM119 65V66H118ZM121 65V66H120ZM171 65V64H170ZM169 65V66H170ZM191 65V66H190ZM194 63L192 62H188V64H187V67L188 68H190V69H192L194 66ZM50 66V67H49ZM60 66V67H59ZM67 66V67H66ZM116 66V67H115ZM169 66H168V68H169ZM18 67V68H17ZM22 67H24V68H22ZM35 68V69H33V70H31V72L33 73H31L30 72V70L28 69V68ZM39 69H41V70H39ZM58 67H59V69H58ZM62 67V68H61ZM65 67V68H64ZM122 68L121 69V71H120V76H118V78H117V80L120 82V83H123V84H121V86H119V88H120V90L122 89H124V88H126V87H128V86H133L134 87V83H135V81H133V79L131 78V75L129 74V73H125V71L123 70L124 69V67H123V62H122V60L120 59V61H119V63H114V67H113V69H118V68ZM20 68H22V70L23 69H27L28 71H26L25 70V72H23V71H21L20 70ZM43 68H45V69H43ZM168 68H167V66H165V69H163V68H161V69H163V70H161L160 71V73L159 72H157V79H158V76H159V80H162V79H165L164 77L165 76H163L165 73H166V71H168ZM188 68H184V70H183V72H182V75H181V78H182V76H185L189 71H186ZM55 69H58L57 71H54ZM19 70V71H18ZM45 70H47V71H45ZM50 70V71H49ZM158 70V69H157ZM160 70V69H159ZM158 70V71H159ZM166 70V71H165ZM36 71V72H35ZM19 72V73H18ZM34 72H35V74H34ZM39 72V73H38ZM52 74H51V73ZM53 72H58V73H53ZM65 72H66V74H65ZM18 73V74H17ZM40 73V74H41ZM45 73V74H46ZM51 75H50V74ZM125 73V74H124ZM32 74V75H31ZM57 74H59V75H57ZM68 74V75H67ZM146 73H145V70H143V72H141V78L139 77V79H138V81H136V82H138L137 83V87H144V86H147V83H149L150 84V81H152L154 84H152V82H151V84L154 86L155 84H156V77L154 78V79H156V80H154V79H152V80H150L149 82L147 81V80H143L144 78L142 77V76H144ZM160 74H162V75H160ZM36 75V76H35ZM53 75H55V77L53 76ZM128 75V76H127ZM130 75V76H129ZM166 75V74H165ZM161 76V77H160ZM162 76H163V78H162ZM21 77H22V79H21ZM23 77H26V79H23ZM61 77V78H60ZM63 77V78H62ZM65 77V78H64ZM67 77H68V79H67ZM85 77V78H84ZM129 77L131 78V80L129 79ZM133 77V76H132ZM135 77V76H134ZM133 77V78H134ZM137 77V78H138ZM28 78V79H27ZM77 80H80V81H82V82H80L79 83V81H77ZM137 78H134V79H137ZM161 78V79H160ZM12 79V78H11ZM10 79V81H13V79L11 80ZM59 79H60V81H59ZM65 79H67V80H65ZM86 79V80H85ZM18 80V81H17ZM25 80V81H24ZM34 80V81H33ZM37 80V81H36ZM65 80V81H64ZM129 80V81H128ZM142 81V82H140V81ZM23 81V82H22ZM57 81H59V83L57 82ZM70 81V82H69ZM158 81V80H157ZM125 82V83H124ZM147 82V83H146ZM2 82H0V84H1ZM8 83V86H9V81L7 82ZM6 83V84H7ZM15 83H13V85L15 84ZM57 83V84H56ZM65 83H67V84H65ZM74 83H76V84H79V85H77V86H74L73 84ZM87 83V84H86ZM132 83V84H131ZM139 83H141V84H139ZM53 84V83H52ZM82 84H84V85H82ZM93 86H92V85ZM2 85V84H1ZM12 85V83H11V87L13 86ZM24 85V86H23ZM92 86L93 88H87V86ZM152 85H150V86H152ZM7 86V87H8ZM72 86V87H71ZM123 86H124V88H123ZM131 86V87H132ZM152 86V87H153ZM183 86V85H182ZM206 87H207V85H205ZM205 86H203V87H205ZM10 87V86H9ZM82 87V88H81ZM114 87V86H113ZM131 87H129V89H131ZM132 87V89H134ZM136 87V89H140V88H137ZM202 87V88H203ZM206 87L205 88H203V89H206ZM75 89V90H74ZM87 89H89V90H87ZM92 89V90H91ZM108 89V90H107ZM111 91H110V90ZM63 90H62V92H63ZM112 90H114L113 92H112ZM36 93H35V92ZM81 91H83L82 93H84V97H83V95H82V93H81ZM89 92V94H88V92ZM91 91H93L92 93H91ZM103 91H105V92H103ZM108 92V93H107ZM111 92V93H110ZM1 93V92H0ZM87 93V94H86ZM104 93V94H103ZM117 93V92H116ZM90 94H92V95H90ZM105 94H106V96H105ZM88 95H90L89 96V98H88ZM94 95V96H93ZM103 95L105 96L104 98L107 100V102H106V100L105 99H102L103 98ZM117 95H119V97H120V95H121V93H118ZM150 95V94H149ZM87 98H86V97ZM121 96H123V95H121ZM28 97V98H29ZM2 98V99H1ZM82 98V99H81ZM85 98V99H84ZM94 98H96V99H94ZM121 98H124L125 99V93H124V96L123 97H121ZM151 98V97H150ZM94 99V100H93ZM103 100V102H104V104H101V100ZM9 100V101H8ZM7 101H8V105L12 102V106H15L16 104L11 100V99H8ZM121 100V99H120ZM42 101V102H41ZM84 101V102H83ZM99 102V104H100V106L98 105V103L96 104V102ZM89 102V103H88ZM95 102V105H96V107H95V105L93 104V103ZM102 102V103H103ZM106 102V103H105ZM42 103V104H41ZM15 104V105H14ZM41 104V105H40ZM87 104V105H86ZM89 104V105H88ZM10 105V106H11ZM32 105L33 106H35V107H32ZM40 105V106H39ZM75 105V107L76 108H79L80 106H76ZM94 105V106H93ZM98 105V106H97ZM102 105V106H101ZM4 106V107H3ZM39 106V107H38ZM45 106V107H44ZM128 106V107H127ZM127 106H125V108L126 109H128V108H130L131 106H129V105H127ZM16 107H17V105H16ZM38 107V108H37ZM40 107H43V108H40ZM88 107V109L86 110V108ZM6 108V110H5V112L4 113H6V115L8 114V117L6 116H4L5 114L3 113V111H4V109ZM21 108V107H20ZM35 108V109H34ZM40 108V109H39ZM96 108V109H95ZM97 108L98 109H102V113L100 112V110H97ZM38 109V110H37ZM33 110V111H32ZM1 111V110H0ZM97 111V114H95V112ZM228 111V110H227ZM226 111V112H227ZM91 112H93V113H91ZM152 112L155 114L154 115V117H153V121H154V123H156V119H157V123H158V121L160 120L159 118L161 117L162 118V115H160V117L158 118V116H159V112H156V110L154 109V110H152ZM222 112H224V111H222ZM221 112V113H222ZM225 112V113H226ZM49 114V112H47L46 111V114ZM99 113H101V114H99ZM3 115V117H2V115ZM47 114V115H48ZM88 114V115H87ZM93 114V115H92ZM104 114V115H103ZM51 115H53V114H51ZM91 115V116H90ZM98 115V116H97ZM15 116V117H14ZM104 116V117H103ZM112 116V117H111ZM114 116V117H113ZM115 116H117V118L115 117ZM120 116V117H119ZM2 117V118H1ZM93 119H92V118ZM101 119H100V118ZM105 117H108V118H106L105 119ZM19 118V117H18ZM17 118V119H18ZM104 118V119H103ZM121 119V121H120V119ZM125 120H124V119ZM129 118L131 119V125H130V123H129ZM155 118V119H154ZM117 119V120H116ZM119 119V120H118ZM128 119V120H127ZM132 119H134V120H132ZM142 119V120H141ZM14 120H16V119H14ZM106 120V121H105ZM109 120V121H108ZM115 120H116V122H115ZM138 120V121H137ZM139 120H141L142 122H143V124L141 123V121L139 122ZM147 120V121H148ZM192 122H195L196 120H197V118H195V119H193V120H195V121H193L192 119H190ZM17 121V120H16ZM105 121V123L103 124V122ZM108 121V122H107ZM128 121V122H127ZM133 121H134V123H133ZM107 122V123H106ZM115 123V124H113V123ZM120 122V123H119ZM146 122V123H145ZM188 120L186 121V123L185 124H187L188 125V127H189V125H190V127H192V125L193 124H191V122L189 121L188 123ZM126 123V124H125ZM140 123H141V125H140ZM157 123H156V125H157ZM107 124H109V125H107ZM110 124H112V125H110ZM133 124V125H132ZM145 124V125H144ZM147 124V125H146ZM179 124H181V123H179ZM178 124V125H179ZM184 124V122L181 124V125H183ZM44 124H42V126H43ZM126 125V126H125ZM140 125V126H139ZM153 125V124H152ZM152 125H150V126H148L149 127V129L151 128V126ZM155 125V126H156ZM177 125V126H178ZM186 125V126H187ZM249 125H250V123H246V124H244V125H242V126H240L239 127V129H238V134L239 135H242V133L241 132H245L246 130H248L249 129ZM22 126H25V129H23L22 128ZM98 126V127H97ZM108 126V127H107ZM110 126V127H109ZM137 127V129L139 128V130H136V129H134V128H136ZM142 126V127H143ZM198 128H199V126L198 125H196ZM220 127H222V125H219ZM224 126V125H223ZM1 127V126H0ZM28 129H27V128ZM102 127V128H101ZM116 127H117V129H116ZM132 127V128H131ZM184 127V126H183ZM248 127V128H247ZM3 128V127H2ZM6 128H8L7 130H6ZM31 128V127H30ZM53 128V129H52ZM96 128V129H95ZM122 130H121V129ZM185 128V127H184ZM182 129V127L180 126V128H177L176 129V131H175V133L174 134H176L177 135V137H178V139H185L186 141L184 142V139H183V141H182V145L184 146V148L186 149V153L184 154L185 156L183 157V159H182V163L186 166V167H188V169H189V166L190 167H192V170H188L189 171V175L191 176H188V178L190 179V180H193L196 176L197 177H199V173L200 172H202L203 173V170H205L206 168H210V165H212V162L214 161V159L215 158H219L220 159V161H219V165H218V170L220 171V173H224V172H227L229 169H231L233 166V168H235V169H238V167H239V164H238V161H232V162H227L228 160L225 158V155H227V152L223 149V146L222 145H220V146H222V148L220 149V146H216L214 143H212L213 142V138H212V136L213 135H210L209 136V142L206 144V145H204L203 147H198V148H202L201 150H197V151H201L200 153H202V152H204L205 153V157L203 156L202 158H200V157H198L199 155H200V153L198 154L197 153V151H194V152H192L191 150H192V148L194 147V146H197L196 145V143H197V141H198V139L199 140H201V138L202 139H208L207 137H201V138H194V137H192V139L194 138L195 140H197L196 142L194 141V139L193 140H191L188 136V134H190L191 135V131L189 130H185V129ZM187 128V127H186ZM195 128V127H194ZM1 129V128H0ZM11 131H10V130ZM52 129V130H51ZM115 129V130H114ZM124 129V130H123ZM130 129H131V131H132V134H130L131 133V131H130ZM188 129H190V128H188ZM191 129H193V128H191ZM195 129H197V128H195ZM30 130V131H29ZM57 132H56V131ZM96 130V131H95ZM116 130H117V132H116ZM13 131V132H12ZM26 131L28 132V134L26 133ZM107 131V132H106ZM115 131V132H114ZM123 131H125L124 132V134H123ZM135 131V134L133 133ZM137 131V132H136ZM186 131H187V134H186V137H188V138H185V134L184 133H186ZM24 132H25V134H26V136H25V134H24ZM59 132V133H58ZM108 132H110V133H108ZM120 132L123 134V135H121L120 134ZM140 132V133H139ZM144 132H146V131H144ZM12 133V134H11ZM23 133V134H22ZM39 133H41V135H39ZM53 133V134H52ZM98 133V134H97ZM126 133H128V134H126ZM138 133V134H137ZM147 133V132H146ZM247 132H245V134H246ZM34 134V135H33ZM52 134V135H51ZM114 134V135H113ZM4 135V136H3ZM30 135V136H29ZM48 135V136H47ZM49 135H50V138H49ZM53 135H56V138L53 136ZM61 135H62V137H61ZM64 135V136H63ZM91 135V136H90ZM128 136V139H129V137H131L130 139L132 140V142H133V144H134V140H138V141H140L141 139H142V141H143V143L140 141V143H142V144H139V142H136L135 144H136V147H134L135 148V152H134V154L132 153H130V149H131V152H133L134 150L132 149V147L130 148H128V145L126 146V145H124V144H129V143H132L131 142V140H130V142H127V143H125L126 141H128L127 140V136ZM137 135H139V137L137 136ZM188 135V136H187ZM247 135V134H246ZM3 136V137H2ZM7 136H8V138H7ZM28 136V138H24V137H27ZM70 136V137H69ZM116 136H118L117 138H116ZM123 136V137H122ZM126 136V137H125ZM132 136H133V138H132ZM137 136V137H136ZM181 136H184V137H182L181 138ZM204 136V135H203ZM236 136H238L237 134L235 135V137ZM6 137V138H5ZM58 137H60V138H58ZM67 137V138H66ZM76 137V138H75ZM100 137V138H99ZM141 137V138H140ZM144 137V138H143ZM212 139H211V138ZM63 138V139H62ZM118 139L120 142L118 143V140H115V139ZM123 138H126V139H123ZM135 138H137V139H135ZM4 139H6V140H4ZM57 139V140H56ZM95 139V140H94ZM122 141H121V140ZM134 139V140H133ZM177 138L175 137V139H174V141H171V146L173 145V146H177L178 145V143L180 142V141H178V139L176 140ZM239 139V138H238ZM247 139H249V138H247ZM13 140V141H12ZM16 140V141H15ZM53 140V141H52ZM113 140V141H112ZM126 140V141H125ZM146 140V141H145ZM212 140V141H211ZM74 141V142H73ZM192 141H194L195 143H193ZM191 142L193 143V144H191ZM7 143V144H6ZM144 143H146V144H144ZM181 143V142H180ZM179 143V144H180ZM4 144V145H3ZM11 144V145H10ZM52 144H53V146H52ZM118 144V145H117ZM133 144H132V146H133ZM134 144V145H135ZM144 144V145H143ZM195 144V145H194ZM13 145V146H12ZM51 145V146H50ZM120 145V146H119ZM128 149L127 151H126V148L124 147V146ZM131 144H129V146H130ZM146 145V146H145ZM181 145V144H180ZM178 146V147H181V146ZM191 145H193V146H191ZM102 146V147H101ZM123 146V147H122ZM138 146H141V147H138ZM121 147V148H120ZM63 148V149H62ZM108 148V149H107ZM110 148V149H109ZM125 149L124 150V154H123V151H122V149ZM142 148V150H140ZM144 148H145V150H144ZM173 148H175V147H173ZM182 148V147H181ZM183 148V149H184ZM198 148H196V149H198ZM25 149V150H24ZM54 149V150H53ZM74 149V150H73ZM113 149V150H112ZM136 149L138 150L137 152H136ZM195 149V150H196ZM203 150V151H202ZM23 151V152H22ZM66 151V152H65ZM69 151V152H68ZM115 151V152H114ZM3 152V153H2ZM118 152V153H117ZM122 154H121V153ZM128 152H129V154H128ZM208 152H212V156L210 155V154H206V153H208ZM242 152V151H241ZM241 152H238L239 154L237 155V157L240 155V154H242L243 155V153H241ZM263 152H264V150H263ZM263 152H260L263 156H264V153ZM136 153V154H135ZM203 153V154H204ZM216 153V154H215ZM226 153V154H225ZM260 153L257 155V156H260ZM58 154V155H57ZM71 154V155H70ZM75 154V155H74ZM128 154V155H127ZM148 154H150V153H148ZM195 154V155H194ZM197 154V155H196ZM20 155V156H19ZM60 155V156H59ZM122 155V156H121ZM125 155V156H124ZM133 155H134V157H135V159H134V157H133ZM242 155H240L238 158H240V157H242ZM30 156V157H29ZM72 156V157H71ZM85 156V157H84ZM117 156V157H116ZM127 159H125L124 157ZM129 156H131L130 157V159H129ZM214 156H215V158H214ZM122 157L124 158V159H122ZM197 157H198V159H197ZM213 157V158H212ZM260 157H262V156H260ZM260 157H257V158H260ZM67 158V159H66ZM69 158V159H68ZM191 158H195L194 160H191ZM43 159H45V160H43ZM81 159V160H80ZM85 159V160H84ZM111 159V160H110ZM137 159V160H136ZM203 160L202 162L203 163H199L198 161L199 160ZM66 160H68L67 162H66ZM130 160V161H129ZM134 160V161H133ZM142 160V161H141ZM223 160V161H222ZM226 160V161H225ZM74 161V162H73ZM133 161V162H132ZM148 161V160H147ZM196 161H197V163L199 164V165H197L195 168H193L195 165V163H196ZM137 162V163H136ZM193 162H195V163H193ZM223 162H225L224 163V166H223ZM237 162V163H236ZM52 163V164H51ZM81 163V164H80ZM84 163V164H83ZM114 163V164H113ZM129 163V164H128ZM145 163V164H144ZM196 163V164H197ZM233 163V164H232ZM58 164V165H57ZM68 164H70V165H68ZM74 164H78L79 165V167H78V165H77V167L74 165ZM138 164V165H137ZM150 164V165H149ZM194 166H193V165ZM229 164H231L230 166H229ZM48 165V166H47ZM72 165H73V167H72ZM83 167H81V166ZM192 165V166H191ZM228 167H227V166ZM2 166V167H1ZM61 166V167H60ZM75 166V167H74ZM88 166V167H87ZM111 166V167H110ZM130 166V167H129ZM222 166V167H221ZM17 167V168H16ZM32 167V168H31ZM34 167V168H33ZM57 167H58V169H57ZM63 167V168H62ZM69 167V168H68ZM220 167H221V169H220ZM3 168V169H2ZM77 168V169H76ZM82 169V170H80V169ZM107 168H109V169H107ZM113 168V169H112ZM123 168V169H122ZM128 168V169H127ZM225 168V169H224ZM251 168V170L252 169H254V167L252 168V167H250ZM5 169V170H4ZM22 171H21V170ZM25 169V170H24ZM49 169V170H48ZM73 169V170H72ZM106 169V170H105ZM167 169H169V168H165V169H163L164 171H161V173H163V175H169V171L167 170ZM240 169V168H239ZM238 169V170H239ZM25 172H24V171ZM28 170V171H27ZM33 170V171H32ZM78 170H80V171H77ZM86 170V171H85ZM102 170V171H101ZM223 170H225V171H223ZM238 170L235 172V174H227V176H225L226 178H225V180L223 179L221 182L222 183H218L217 185H214V186H210L209 185V183L206 181V180H202V179H197V177L195 178V181H197L198 180V182L196 183H193V186L191 187V188H189V191L190 192H188V191H184V190H188V189H184V188H186V187H184V184L181 182V180L179 181L178 179H175L174 177L173 178H169L168 180L169 181H166L165 182V184H163L164 186L162 187H158V188H154L153 190H154V193L157 195V196H160V195H166L165 193H167L168 194V197L166 196V198H168V200L166 201V203H169L170 201H171V203H169L168 205H171V204H173L174 203V201L173 200H169V199H173V198H176V196H181V195H185V193L187 192L188 193V195H189V193H191L194 189H198V191H199V188L200 189H202V190H200L199 192H198V196H200V195H206L207 197H206V199L201 203V207L202 206H204L205 204L204 203H206V205L204 206V207H200L199 205H198V207L196 206L195 208L197 209L198 208V210L199 211H195L196 213H193L192 215H189L188 217L190 218L189 219V221H188V217H185V216H183L184 217V219H183V217L181 216L182 215V213L180 212V214L179 213H177V214H175L174 216L175 217H172L173 219H179V222H181V223H179L177 220H175L174 222H178L179 224H177V226L179 227V229H178V227H176L175 225H173V226H171L169 229L171 230H168L169 231V234H163V236H162V234H157V235H159L160 237H157L156 236V234H149L148 236H147V239L149 238V236H150V238L152 239V241L155 243L154 245H152V247L154 246H156L157 244H158V242H155V240H153V239H156V240H159V239H162V241H161V245L163 246H161V245H159L158 244V246H160V247H162V249H160V247H158V246H156L155 248L153 247V248H151V251H150V256H152V257H150L151 259H154V261L155 260H157V261H160V263L161 264H169V263H173L174 264V260H179V259H183V258H185V257H187V255L186 254H189L190 255V253H187L188 251H184L186 254H184L183 255V253H181V254H179L178 255V253H176L177 251L176 250H178V248H180V246H185L184 245V242H185V244H187L186 246H188L189 247V245L191 244V246L192 245H194V239L190 236V233H191V231L192 230H200L202 227H204L206 224H208L209 222H210V220L212 221L213 219H214V217H216L217 215H216V212H210V213H208L207 215H208V217H206V218H208L209 219V221L206 219H204L203 221L201 220L199 223L198 222H196V217L197 218H199L198 216H200V214H202V213H206L207 211H209V210H211L212 209V207H210V206H212V199H213V196H219L221 193H223V191H225L224 189H226V187L228 188L230 185H231V181H230V179H235V184H238L239 186H240V184H241V187H240V189L238 188L237 189V191L235 192V196H234V198L237 196L238 197V199L240 198V200H246V199H248V198H256V197H258L257 195H256V193L254 192V191H250V192H252L251 194H250V192H249V190L247 189V186H246V184L245 183H247V184H249V183H251L250 181H252L255 177H253L252 178V176H251V180H250V176L249 175H247V174H242V172H238ZM50 171V172H49ZM100 171V172H99ZM105 173H104V172ZM129 171V172H128ZM145 171V172H144ZM165 171H166V173H165ZM168 171V172H167ZM206 171V170H205ZM14 172H16V173H14ZM36 172V173H35ZM38 172V173H37ZM67 172V173H66ZM76 172V173H75ZM95 172V173H94ZM98 172V173H97ZM108 172V173H107ZM147 172V173H146ZM21 173V175H19ZM32 173V174H31ZM44 173V174H43ZM78 173V174H77ZM143 175H142V174ZM34 174V175H33ZM49 174V175H48ZM72 174V175H71ZM81 174V175H80ZM83 174V175H82ZM103 174V175H102ZM110 174V175H109ZM141 174V175H140ZM145 174H147V175H145ZM19 175V176H18ZM40 176V177H38V176ZM42 175V176H41ZM75 175H77V176H75ZM86 175V176H85ZM96 175V176H95ZM133 175V176H132ZM137 175V176H136ZM228 175H229V177H231V178H229L228 177ZM235 175V176H234ZM242 175V176H241ZM21 176V177H20ZM23 176V177H22ZM24 176H26V177H24ZM30 176V177H29ZM67 176V177H66ZM94 176H95V178H94ZM142 176H143V178L145 179V177H147L145 180L142 178ZM239 176V177H238ZM61 177V178H60ZM63 177V178H62ZM76 179H75V178ZM133 177H134V179H133ZM245 177V178H244ZM26 179L27 178V181H23L22 179ZM31 178V179H30ZM40 178V179H39ZM80 180V181H82L81 183H79L80 181L78 180V179ZM92 178H93V180H92ZM242 178V179H241ZM247 178H249L248 180H247ZM50 179V180H49ZM135 179H136V181H135ZM139 179V180H138ZM226 179H228V181H226ZM236 179H238V181L236 180ZM256 179V178H255ZM32 180V181H31ZM57 180V181H56ZM61 182H60V181ZM77 180V181H76ZM84 180H85V183H84ZM87 180H88V182H87ZM142 180V181H141ZM178 180V181H177ZM202 180V181H201ZM242 180V181H241ZM20 181H22V182H20ZM31 181V182H30ZM183 181V180H182ZM194 181V180H193ZM204 181V182H203ZM225 181V182H224ZM245 181H247V182H245ZM254 181V180H253ZM23 182H25V184H23ZM26 182H28L27 183V187H25V185H26ZM54 182V183H53ZM135 182V183H134ZM136 182H137V184H136ZM141 184H140V183ZM174 182V183H173ZM181 182V184H179ZM201 184H200V183ZM208 183V184H206V183ZM236 182H238V183H236ZM245 182V183H244ZM22 183V184H21ZM43 183V184H42ZM61 184V185H59V184ZM84 183V184H83ZM91 183V184H90ZM224 183H225V185H224ZM228 183L230 184L229 186H228ZM243 183L245 184V186H243ZM13 184V183H12ZM39 184V185H38ZM49 184H51V185H49ZM56 186H55V185ZM63 184V185H62ZM83 184V185H82ZM87 184V185H86ZM98 184V185H97ZM171 184V185H170ZM183 184V185H182ZM198 184H200V186L198 185ZM205 184V185H204ZM227 184V185H226ZM38 185V186H37ZM54 185V186H53ZM65 185V186H64ZM72 185V186H71ZM76 185H78L77 187H76ZM80 185L82 186L81 188H80ZM132 185H134L135 186V188H130L131 189V191H129L128 192V190H129V187H131ZM136 185H138V186H136ZM174 185V186H173ZM181 186V188H180V186ZM221 185V186H220ZM24 186V187H23ZM60 186H62V187H60ZM85 186V187H84ZM88 186H89V188H88ZM92 186V187H91ZM129 186V187H128ZM133 186V187H134ZM223 186V187H222ZM231 186H234V185H231ZM51 187V188H50ZM58 187H60V188H58ZM91 187V188H90ZM111 187V188H110ZM121 187V188H120ZM127 187V188H126ZM137 187H139V191H141L140 192V195L139 194H137V193H139V191H135V190H138V188ZM183 187V188H182ZM198 187V188H197ZM202 187V188H201ZM205 187V188H204ZM21 189V190H18V189ZM32 188V189H31ZM53 188V190H50V189H52ZM194 188V189H193ZM224 188V189H223ZM243 188V189H242ZM23 189V190H22ZM30 190V192H29V190ZM44 189V190H43ZM47 189V190H46ZM56 189L58 190V191H56ZM60 189H61V191H60ZM75 189V190H74ZM78 189V190H77ZM79 189H80V191H79ZM86 189V190H85ZM181 189V190H180ZM182 189H184V190H182ZM219 189H221V190H219ZM25 190H26V192H25ZM32 190H33V192H32ZM35 190V191H34ZM43 190V191H42ZM46 190V191H45ZM49 190V191H48ZM73 190V191H72ZM165 190H166V192H165ZM241 190H242V192H241ZM244 190H246V191H244ZM19 191V192H18ZM22 191V192H21ZM45 191V192H44ZM65 191V192H64ZM79 191V192H78ZM113 191V192H112ZM169 191H171L172 193H170ZM179 191V192H178ZM241 193H240V192ZM32 192V193H31ZM49 192V193H48ZM50 192H52V193H50ZM70 192V193H69ZM115 192V193H114ZM132 192V193H131ZM135 192H137V193H135ZM161 192V193H160ZM163 192V193H162ZM174 192V193H173ZM239 192V193H238ZM5 193V192H4ZM16 193H18L17 195H16ZM31 193V195H29ZM45 193H47L46 195H44ZM108 193V194H107ZM111 195H110V194ZM135 193V194H134ZM177 193H179V194H177ZM183 193V194H182ZM218 193H219V195H218ZM248 193V194H247ZM22 195V197H21V195ZM132 194V195H131ZM177 194V195H176ZM216 194V195H215ZM246 194V195H245ZM24 195V196H23ZM28 195V196H27ZM162 195V196H163ZM170 195V196H169ZM174 195V196H173ZM187 195V200H189V197L192 195V193L190 194V196H188ZM256 196V197H254V196ZM19 196V197H18ZM25 196H26V199H25ZM70 196V197H69ZM131 196H133L134 197V199H133V197H131ZM250 196V197H249ZM2 197V195H0V198ZM29 197V199H27ZM165 197V196H164ZM164 197H162L163 199H165L166 200V198H164ZM171 197V198H170ZM186 197V196H185ZM23 198V199H22ZM129 198H130V200H129ZM132 198V199H131ZM137 198V197H136ZM15 199H16V201H15ZM112 199V200H111ZM191 199H193V196H192V198H190V200L189 201H193V200H191ZM237 199V198H236ZM14 200V201H13ZM108 200V201H107ZM110 200V201H109ZM165 200H163V201H165ZM175 200V199H174ZM211 202H210V201ZM173 201V202H172ZM14 202V203H13ZM222 202H224V201H222ZM106 203V204H105ZM211 205H210V204ZM226 203L228 204V201H225V203H221V204H223L222 206H226ZM18 204V205H17ZM103 204H105V205H103ZM110 204V205H109ZM225 204V205H224ZM15 206V207H12V206ZM17 205V206H16ZM100 205V206H99ZM246 205V204H245ZM77 208V209H75V207ZM208 206V207H207ZM248 207V205H246V208ZM15 208V209H14ZM72 208V207H71ZM208 208V209H207ZM240 209L241 208H243L242 210H243V212L244 211H246V210H244L245 209V206L243 205L242 207H239ZM239 208L237 209V211H239ZM200 209H202L201 210V212H200ZM248 209V208H247ZM242 210L240 211V212H242ZM23 213V215H22V213ZM200 212V213H199ZM74 213H76L75 215H74ZM21 214V215H20ZM196 214H199V215H197L196 216ZM71 215V216H70ZM72 215H74L73 217H72ZM210 215V216H209ZM214 215V216H213ZM17 216L20 218V217H22V219L20 220L19 218H17ZM76 216V217H75ZM191 216V217H190ZM66 217V218H65ZM91 217V218H90ZM194 217V218H193ZM71 219V220H69V219ZM72 218H73V220H72ZM187 218V219H186ZM193 218V219H192ZM230 218L231 217H227L225 220H226V222H224L223 224L226 226L227 225V223H228V225L229 224H231L229 221H230ZM68 219V220H67ZM173 219H172V222H173ZM196 219V220H195ZM19 220L21 221V222H19ZM24 220H26V219H24ZM190 220H191V222H190ZM193 220V221H192ZM224 220V221H225ZM228 220V221H227ZM18 221V222H17ZM47 222H49V221H46V222H42V223H40L39 225H38V227L39 228H36V229H38L39 231H44V232H47V231H51V228H55V224L54 223H51V222H49V223H47ZM59 222V221H58ZM66 222H68V223H66ZM205 222H207V223H205V225H204V223ZM46 225H45V224ZM74 223V222H73ZM97 223H98V221H97ZM257 222H255V224L253 225V224H251V225H253V226H255V227H257L256 224ZM52 225L54 226V227H52ZM106 225V227L105 226H103L102 225V227H101V225H100V227H98V229H100V230H96V231H93V232H95L94 234L95 235H100V232H102L101 233V235H103V232L104 233H107L106 231L108 230V233L110 232V224L109 223H106L105 224ZM108 225V226H107ZM191 225V226H190ZM228 225H227V227H225L227 230H228V228L230 227V225H229V227H228ZM251 225H249V226H247L246 228H250L251 230H249V229H245V226L243 227L244 229H241V231L242 232H245L246 234L248 233V235L250 234V233H254V231H252V229L253 230H256V229H254L253 228V226H251ZM50 226H51V228H50ZM200 226H202V227H200ZM109 227V228H108ZM176 227V228H175ZM191 227V228H190ZM57 228V227H56ZM107 228V229H106ZM173 228V229H172ZM200 228V229H199ZM25 230H27L26 232H25V234L27 235V233L28 234H31V230L29 229V228H27V227H25V228H23L22 229V231H21V233H24L23 231H25ZM28 230L30 231V232H28ZM106 230V231H105ZM174 230V232H172ZM246 230H248L247 232H246ZM98 231H99V233H98ZM177 231H178V233H177ZM181 231V232H180ZM59 233H60V231H58ZM170 232H172V234L170 233ZM261 230L258 232V234L259 235H262V233H263V231L261 232ZM88 233H90V234H88ZM122 233H124V232H121V233H119L120 235H122ZM177 233V235L175 236V234ZM55 234V233H54ZM54 234H52L50 237H49V239L51 240H54V241H57V240H59L61 237H62V233L60 234V236L57 234V232H56V234L54 235ZM85 235H92L93 233H91V232H87V233H84ZM171 234V235H170ZM77 235H79V234H76V236ZM100 235V236H101ZM155 236V237H157V238H155V237H153V236ZM167 236V237H169L170 238V240H169V238H167V237H165V239H168L170 242V244H168L170 247H168L167 246V242H168V240H166V242H164V236ZM171 237H170V236ZM180 235V236H179ZM152 236V237H151ZM162 236V237H161ZM56 237V238H55ZM83 237H85L84 235H83ZM233 236H229V237H227V240L230 242V244L231 243H235L237 240L235 239V238H232ZM54 238V239H53ZM58 238V239H57ZM148 239V242H146L147 241V239H146V243H149V241L150 242H152L151 241V239ZM159 238V239H158ZM173 238V239H172ZM229 238H230V240H229ZM56 239V240H55ZM183 239V240H182ZM226 239L223 241L226 245H224V243H222V245H221V249H222V252H223V254H225L226 253V251H228L227 253L229 254V255H227V253H226V255H224V256H226V257H231V256H234V264H243V262H244V260L246 259V264L248 263V264H250L249 262L251 261V256H253V257H255V254L257 253V256H258V258L260 257V261L258 260V258H257V256L255 257V259L256 260H252L251 261V263H253V264H261V263H263L264 262V257H263V255H264V246L262 245V247L259 249V250H261L262 248V250H263V252H261V251H258V250H255V252H254V250H252L253 251V253L247 248V250H245L246 248L243 246V248H242V245L240 244L239 245V243L237 242V244L238 245H235V244H231V245H233V248H232V246L229 244V242L227 241ZM232 240V241H231ZM235 240V241H234ZM134 242V243H133ZM136 242H138V241H136ZM135 241H132V242H128V244H125L124 245V243H122V245L121 244H118L114 249H115V252H114V250L113 251H111V252H109V253H106L105 252V256H103L104 254H102L101 253V257H100V259H98V258H96V260L94 261L93 259H91V261H92V263H94V264H136V261L138 260V261H141V257H139V258H137V256L139 255V253L143 256L142 257V259L146 256V255H148V253H147V250L145 249L144 251H141V250H143V248L141 247V249H140V247H139V244L138 243H140V242H138V243H136ZM152 242V243H153ZM164 242V243H163ZM157 243V244H156ZM183 243V245H180V244H182ZM132 244V245H131ZM121 245V246H120ZM129 245L130 246H133V248H131L130 247V250H132L131 252L129 251ZM166 245V246H165ZM179 245V246H178ZM228 245V247L227 248H225V246H227ZM236 247V249H235V247ZM241 246V247H240ZM75 245H73L72 247H69L67 250L66 249H64V248H62L61 249V247H57V248H54L53 250L52 249H50V251L51 252H49V253H51L50 254V256L48 255L47 257L48 258H53V260H46L47 262H45L44 264H58V262H56L57 261V259L60 257L59 256V254L62 252L63 254H64V259L66 258V256H67V260L65 259L64 261H61V262H59V264L61 263H63V264H79V262H78V260H80V264H85V262L86 263H88L89 262V260H88V258L85 256V254L83 253V251H82V249L81 248H79V247H76ZM124 247V248H123ZM159 249H158V248ZM237 247H238V249H240V250H237ZM73 248H74V250H73ZM127 248V249H126ZM135 248V249H134ZM168 248L170 249V248H173L171 251H169L168 250ZM70 249H72L71 251H69ZM79 249H81L80 251H82L81 253H79L80 251H79ZM140 251H138V250ZM152 249H154L153 251H152ZM157 249V250H156ZM166 249V250H165ZM226 249V250H225ZM229 249V250H228ZM233 249V250H232ZM235 249V250H234ZM63 250H65V251H63ZM75 250H76V253H74L75 252ZM224 250V251H223ZM237 250V251H236ZM243 250V251H242ZM244 250H245V253H244ZM66 251H69V252H66ZM119 251V252H118ZM128 251V252H127ZM154 251H155V253H154ZM167 251V252H166ZM169 251V252H168ZM174 252V254H173V252ZM238 251H240V252H238ZM114 252V253H113ZM135 252H137V253H135ZM139 252V253H138ZM143 252H145V253H143ZM152 252H153V254H154V258H153V254H152ZM170 252L172 253V254H170ZM241 252H243V255H242V253ZM246 252H251V253H249L248 254V256L250 257H248L247 255H246ZM258 252H260V253H258ZM62 253H61V255H62ZM65 253H67V254H65ZM78 253V254H77ZM117 253V254H116ZM121 253V254H120ZM128 253V254H127ZM136 255H134V254ZM232 253V254H231ZM235 253V254H234ZM263 253V254H262ZM39 254H40V256H39ZM42 253H38V255H36V258H40L42 255L43 256H45L44 254H42ZM69 254L71 255V254H73V255H71L70 257H69ZM83 255L84 257H82L81 255ZM107 254H108V256H107ZM114 254V255H113ZM118 254H119V256H118ZM124 254H126V256L124 255ZM146 254V255H145ZM169 254V255H168ZM234 254V255H233ZM239 254V255H238ZM252 254V255H251ZM254 254V255H253ZM76 255V256H75ZM77 255H79V257L77 256ZM132 255V256H131ZM141 255H139V256H141ZM167 257H166V256ZM173 255V256H172ZM176 255H178V258H174V257H177ZM188 255V256H189ZM231 255V256H230ZM246 257H245V256ZM56 256H57V258H56ZM92 255H88V257H91ZM112 256V257H111ZM134 256V257H133ZM183 256V257H182ZM237 256L238 257H240V258H242V259H240V260H238L239 258H237ZM77 257V258H76ZM124 257V258H123ZM133 257V258H132ZM189 257H191V256H189ZM189 257H188V259H189ZM236 257V258H235ZM262 257V258H261ZM42 258V257H41ZM54 258H56V260L54 259ZM61 258V257H60ZM59 258V259H60ZM112 259V261H110L111 259ZM119 260H118V259ZM136 258H137V260H136ZM166 258V259H165ZM171 258V259H170ZM245 258V259H244ZM69 259V260H68ZM74 259V260H73ZM82 259V260H81ZM109 259V260H108ZM116 259H117V261H116ZM121 259V260H120ZM133 259V260H132ZM165 259V260H164ZM168 259H169V261H168ZM187 259V261H189V260H191L192 258H190L189 260ZM244 259V260H243ZM252 259H254V258H252ZM84 260V261H83ZM86 260V261H85ZM105 260V261H104ZM123 260V261H122ZM131 260V261H130ZM164 260V261H163ZM168 262H167V261ZM171 260V261H170ZM186 260V259H185ZM249 260V261H248ZM263 260V261H262ZM91 261L88 263V264H92L91 263ZM126 261V262H125ZM135 261V262H134ZM137 261V262H138ZM157 261H155V262H157ZM192 261V260H191ZM237 261V262H236ZM248 261V262H247ZM256 261V262H255ZM259 261V262H258ZM66 262V263H65ZM83 262V263H82ZM115 262V263H114ZM134 262V263H133ZM165 262V263H164ZM176 262V261H175ZM239 262V263H238ZM241 262V263H240ZM255 262V263H254ZM258 262V263H257ZM13 264H17V263H13ZM158 264V263H157ZM193 264V263H192ZM245 264V263H244ZM264 264V263H263Z\"/></svg>","mask_w":264,"mask_h":264}]
</instances>
